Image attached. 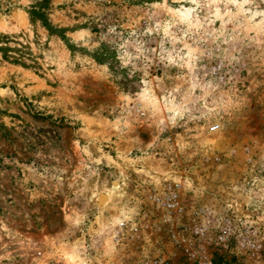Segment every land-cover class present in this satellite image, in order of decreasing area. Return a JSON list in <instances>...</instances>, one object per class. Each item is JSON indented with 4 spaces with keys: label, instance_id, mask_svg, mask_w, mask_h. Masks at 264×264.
<instances>
[{
    "label": "rangeland",
    "instance_id": "rangeland-1",
    "mask_svg": "<svg viewBox=\"0 0 264 264\" xmlns=\"http://www.w3.org/2000/svg\"><path fill=\"white\" fill-rule=\"evenodd\" d=\"M0 35V264H264V0H0Z\"/></svg>",
    "mask_w": 264,
    "mask_h": 264
},
{
    "label": "built area",
    "instance_id": "built-area-1",
    "mask_svg": "<svg viewBox=\"0 0 264 264\" xmlns=\"http://www.w3.org/2000/svg\"><path fill=\"white\" fill-rule=\"evenodd\" d=\"M165 205V203H162ZM167 207H173V203H166ZM192 234L195 238H199L200 230L195 229ZM177 245L182 249L185 254L186 260L189 264H213L210 257L202 250L201 246L197 245V241L190 237L180 235L177 240Z\"/></svg>",
    "mask_w": 264,
    "mask_h": 264
},
{
    "label": "trees",
    "instance_id": "trees-1",
    "mask_svg": "<svg viewBox=\"0 0 264 264\" xmlns=\"http://www.w3.org/2000/svg\"><path fill=\"white\" fill-rule=\"evenodd\" d=\"M31 15L42 21V24L44 27L47 28V20L44 18L43 12L40 10H35L32 9ZM13 38L7 37L5 35H0V54L3 60L8 61L10 60L14 65H20L23 66L25 65L22 60L25 57V53H23V49H16L15 47H10V44H15L14 41H12ZM13 54V55H10Z\"/></svg>",
    "mask_w": 264,
    "mask_h": 264
}]
</instances>
